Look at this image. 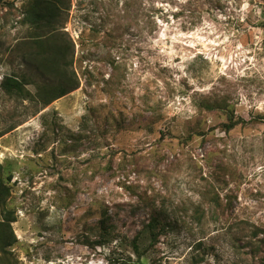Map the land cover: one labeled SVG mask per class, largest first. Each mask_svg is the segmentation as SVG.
<instances>
[{
	"label": "rangeland",
	"instance_id": "1",
	"mask_svg": "<svg viewBox=\"0 0 264 264\" xmlns=\"http://www.w3.org/2000/svg\"><path fill=\"white\" fill-rule=\"evenodd\" d=\"M27 1L0 3V81L23 70ZM69 5L60 31L79 87L44 108L0 90L10 263L139 264L120 239L160 214L145 264H194L197 242L211 250L198 264H253L231 243L264 227V0ZM227 111L248 123L226 132ZM103 211L117 239L96 245Z\"/></svg>",
	"mask_w": 264,
	"mask_h": 264
},
{
	"label": "trees",
	"instance_id": "2",
	"mask_svg": "<svg viewBox=\"0 0 264 264\" xmlns=\"http://www.w3.org/2000/svg\"><path fill=\"white\" fill-rule=\"evenodd\" d=\"M3 0H0V3ZM69 0H28L21 12L20 25L27 26L28 40L17 44L24 50L18 48L20 62L23 64L21 73H14L4 76L0 81V90L10 99L30 100L41 103L42 108L47 107L52 102L65 97L79 87V80L69 68L68 47L61 31L69 10ZM39 80V82H38ZM34 85L36 91L32 95L25 87ZM217 106L206 105L204 109L212 111ZM218 109V108H217ZM228 123L224 125L226 132H230L238 125H245L248 122L243 118H235L231 112L227 111ZM264 125V118H261ZM12 129L0 132V138ZM0 165V208L2 220L0 222V257L1 264H11L9 250L16 244L15 237L10 224L15 222L13 211L7 208V200L11 193V176H5L4 168ZM219 206L218 202H214ZM229 210V208L225 209ZM225 213V212H222ZM212 219L217 217V213L210 212ZM194 217L200 222L204 217V211L196 209ZM249 226L243 248L236 245L235 238L231 246L239 249L238 253L246 255L253 264H264V227L260 225ZM98 239L96 245L101 241L109 243L117 238L116 226L113 217L106 211L98 219ZM167 226L162 223L161 215H151L146 223H143L139 232L131 239H120L122 243H129L135 261L145 264V257L149 249H153L159 238L163 235ZM242 249H244L242 251ZM194 251L198 252L193 258V263H200L207 254L211 253L209 247L204 242H197Z\"/></svg>",
	"mask_w": 264,
	"mask_h": 264
}]
</instances>
